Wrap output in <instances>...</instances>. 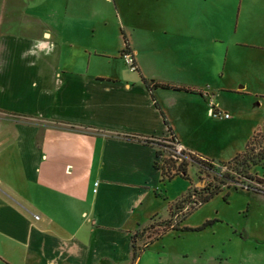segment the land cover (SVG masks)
I'll return each instance as SVG.
<instances>
[{
    "label": "crops",
    "instance_id": "crops-1",
    "mask_svg": "<svg viewBox=\"0 0 264 264\" xmlns=\"http://www.w3.org/2000/svg\"><path fill=\"white\" fill-rule=\"evenodd\" d=\"M162 15L150 0H0V264L132 258L131 234L156 214L162 144L172 133L198 155L186 136L221 111L194 82L190 22Z\"/></svg>",
    "mask_w": 264,
    "mask_h": 264
},
{
    "label": "rangeland",
    "instance_id": "rangeland-1",
    "mask_svg": "<svg viewBox=\"0 0 264 264\" xmlns=\"http://www.w3.org/2000/svg\"><path fill=\"white\" fill-rule=\"evenodd\" d=\"M150 1L158 2L162 16L175 15L182 30L190 22L196 35L194 82L211 85L209 99L228 117L216 115L209 131L186 137L198 155L225 166L216 171L187 161L186 177H161L156 214L145 220L155 228L137 234V245L166 220L174 223L191 211L177 229L154 239L135 262L130 258L125 264H158L159 256L163 264H215L217 256L226 259L222 264H264V0ZM172 1L180 5L173 14ZM211 189L219 192L201 205L180 200L170 213V206L188 191L202 197ZM206 220L212 223L197 230ZM184 226L189 229L182 230Z\"/></svg>",
    "mask_w": 264,
    "mask_h": 264
},
{
    "label": "trees",
    "instance_id": "trees-1",
    "mask_svg": "<svg viewBox=\"0 0 264 264\" xmlns=\"http://www.w3.org/2000/svg\"><path fill=\"white\" fill-rule=\"evenodd\" d=\"M126 41V39H125ZM125 49H127V46L125 47ZM124 50V49H123ZM123 50L121 52H123ZM144 83L146 84V86L151 89V88H155V87H163V88H168V89H177V90H187V91H195V90H191V89H186V88H181V87H174L168 84H162V83H157V82H153L152 80H146L143 79ZM165 124H167V122L165 121ZM168 130L171 132V128L169 126ZM170 140H175L174 135H171L168 137ZM158 155L162 154L160 151L157 152ZM239 155V153H236L231 159L233 158H237V156ZM264 154H261V156ZM187 161H191V162H195V163H201V165H205L206 167L210 168V169H215L220 170L221 167L225 166V164L223 162H218L217 166H215L216 163H214L213 159H207V158H203L199 155H196L194 153H189L188 154V159H182L181 161H178L176 159L171 158L169 155L167 157H164L163 162H164V166H162L161 168V177L163 178L164 176L171 178L177 174H180L184 177H186V164ZM230 161V160H229ZM228 161V162H229ZM217 192H219V189H211L209 190V192L207 194H205L202 197H195L194 193H190L189 191L182 196L180 199L176 200L169 208L170 213H175L174 212V207H179L180 204V200H191V204L192 206H199L202 203L206 202L207 200H209L214 194H216ZM191 210L187 211L184 215H182L178 220H175L174 223L170 222V221H165L164 224L160 227V230L155 231V235H153L152 237H150V239L148 241L143 242L141 245H137L136 241H137V234L143 235L147 230L155 228V226L153 225L154 223H148L147 225H145L141 230H137L134 233L131 234V247H132V260L133 262L136 261V259L139 257L140 253L148 246V244H150L154 239H158L159 237H161L166 231H168L169 229H177V225L180 222V220H182L185 215L187 213H189ZM212 223L211 220H206L202 226L197 227L196 229H202L205 225H208ZM159 226V225H157ZM182 230H187L189 229L188 227L184 226L181 228ZM155 230V229H153Z\"/></svg>",
    "mask_w": 264,
    "mask_h": 264
},
{
    "label": "built area",
    "instance_id": "built-area-1",
    "mask_svg": "<svg viewBox=\"0 0 264 264\" xmlns=\"http://www.w3.org/2000/svg\"><path fill=\"white\" fill-rule=\"evenodd\" d=\"M121 57L130 70L132 71L136 70V64L134 58L131 52L128 51V49L124 48L123 52H121ZM212 113L214 116L219 115V116L228 117V114L226 112L221 113L219 110L216 109V107L212 108ZM162 145H164L163 147L164 150L169 152L168 155L171 158L176 159L178 161H181L182 159H188V154L191 153L190 151L186 150L176 139L170 140L168 138L167 140L164 141ZM163 159H162V165L164 166ZM34 217L38 218V215H34Z\"/></svg>",
    "mask_w": 264,
    "mask_h": 264
}]
</instances>
